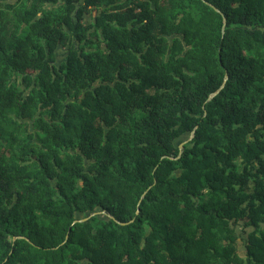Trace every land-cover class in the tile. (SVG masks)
<instances>
[{
  "label": "trees",
  "instance_id": "1",
  "mask_svg": "<svg viewBox=\"0 0 264 264\" xmlns=\"http://www.w3.org/2000/svg\"><path fill=\"white\" fill-rule=\"evenodd\" d=\"M0 264H264V0H0Z\"/></svg>",
  "mask_w": 264,
  "mask_h": 264
},
{
  "label": "water",
  "instance_id": "2",
  "mask_svg": "<svg viewBox=\"0 0 264 264\" xmlns=\"http://www.w3.org/2000/svg\"><path fill=\"white\" fill-rule=\"evenodd\" d=\"M226 21V20H225ZM225 85V83L223 84V86ZM217 94V92L216 93H214V94H212L211 96H210V99L213 97V96H215ZM194 133V132H193ZM193 133H192V136H191V138L193 137ZM180 147H181V152L180 153H182V149H183V147H184V143H181V145H180ZM145 195V194H144ZM143 195V196H144ZM140 212V210L138 209L137 210V213H139ZM87 218H85V219H80V220H77V221H85Z\"/></svg>",
  "mask_w": 264,
  "mask_h": 264
},
{
  "label": "rangeland",
  "instance_id": "3",
  "mask_svg": "<svg viewBox=\"0 0 264 264\" xmlns=\"http://www.w3.org/2000/svg\"><path fill=\"white\" fill-rule=\"evenodd\" d=\"M240 250H241V253L243 254V253H244V250H245V248H244V246H243V243H242V242L240 243Z\"/></svg>",
  "mask_w": 264,
  "mask_h": 264
}]
</instances>
